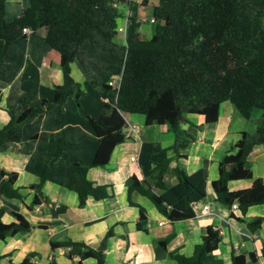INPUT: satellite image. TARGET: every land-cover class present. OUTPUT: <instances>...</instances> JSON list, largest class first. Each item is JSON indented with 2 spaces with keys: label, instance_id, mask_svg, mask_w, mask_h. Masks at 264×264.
<instances>
[{
  "label": "trees",
  "instance_id": "trees-1",
  "mask_svg": "<svg viewBox=\"0 0 264 264\" xmlns=\"http://www.w3.org/2000/svg\"><path fill=\"white\" fill-rule=\"evenodd\" d=\"M148 0H28L21 14L11 20L5 17L6 0H0V64L9 44L20 36L23 27L32 33L40 27L46 28L45 41L60 55L62 82L55 84L54 103L60 108L69 96L75 99L76 111L83 117L91 131L100 139L98 148L90 162L103 166L110 158L116 144L125 138L123 129L125 113H139L146 122L167 124L176 132L187 114H198L205 122L217 121L219 106L229 101L244 118H249L253 108H260L261 115L253 133L239 132V138L218 164V177L213 181L217 200L231 207L237 202L241 212L248 206L264 202V181L254 177L247 166V155L255 144L264 145V0H157L152 7L154 31L149 38L139 36L140 20L137 9ZM126 9L128 12H126ZM127 18L125 41L116 40L119 22ZM217 18V19H216ZM214 22L222 27L220 43L208 46L206 39L214 37ZM109 52L116 59L114 70L91 59L83 44ZM78 60L83 69L91 74L85 86L101 87L100 95L107 98L98 116L83 114L79 96L82 84L74 80L70 63ZM94 64L97 72L91 73ZM120 73L118 87L114 90L108 80ZM45 99L37 107H27L18 117L11 116L0 128V142L4 137L19 141L23 122L43 110ZM192 138V137H190ZM61 138L58 152L62 153ZM178 137L170 148L175 156L178 152ZM181 141L179 146H185ZM169 158L154 164L148 179L129 175L124 185L127 204L135 205L131 193L138 191L147 196L156 209L169 221L191 218L195 215L193 204L206 195V178L203 169L186 173L181 167L174 168L178 182L167 186L163 173ZM71 175L69 188L77 193L78 204L83 206L88 197L106 200L112 193L107 184H94L83 174L79 164L69 161ZM48 170H44L35 189V198L41 197L40 186ZM7 179L1 192L7 197L21 198L13 186L15 172L0 169ZM250 179L246 188L230 190L228 182ZM65 207H57V211ZM136 223L144 227L146 212L140 207ZM0 209V240L7 235L29 230L31 224L20 213L14 220L3 222ZM254 231L260 218L249 221ZM112 234L106 231L98 246L93 247L80 240L70 238L50 241L51 248H62L65 256H77L78 264L91 257L95 264H105L106 240ZM170 235L161 241L165 247ZM221 240L217 227L207 226L201 240L195 244L190 255L168 251L175 264H204L214 254ZM264 255V249L262 250ZM33 253L19 263L33 264ZM249 258L257 259L255 252ZM50 264H57L51 259ZM232 264H246L244 254H232Z\"/></svg>",
  "mask_w": 264,
  "mask_h": 264
},
{
  "label": "crops",
  "instance_id": "crops-1",
  "mask_svg": "<svg viewBox=\"0 0 264 264\" xmlns=\"http://www.w3.org/2000/svg\"><path fill=\"white\" fill-rule=\"evenodd\" d=\"M156 2L148 0L146 4L151 3L149 17L141 14L143 5L138 6L139 35L144 29L152 35L154 22L150 19ZM27 5L28 0H6V19L19 16ZM143 18L147 21L144 26L141 25ZM45 34L46 28L40 27L13 40L0 64V128L11 116L18 117L27 107L40 106L41 100H46L42 111L23 122L19 141L4 137L0 142V169L16 173L13 186L21 193V198L5 196L1 185L7 176L0 175L1 219L8 223L14 220V213H20L31 224L29 230L0 240V264L19 263L30 253H33V264H50L51 259L57 264H78L77 256L68 258L62 248L53 250L50 241L70 238L96 247L110 229L105 264H175L167 252L190 255L209 225L219 229L221 240L204 264H232V254L240 253L246 256V264H264V202L250 205L241 212L217 200L213 188L219 161L233 147L239 132L255 131V119H259L261 110L253 108L250 117L244 118L229 101H223L217 121L207 123L202 115L187 114L176 132L167 124L146 122L142 114L125 113L124 140L115 145L105 165L93 166L90 162L100 139L77 113L72 96L67 97L60 108L54 103L53 87L62 82V70L60 55L46 43ZM115 38L124 43L125 32L118 31ZM83 48L91 59L104 63L106 69L116 67V59L109 52L87 42ZM90 69L91 73L97 72L94 64ZM70 72L74 80L83 85L78 99L82 113L98 116L104 102L100 95L102 88L84 85L91 74L76 59L70 63ZM129 125H139L140 129L127 134ZM175 137L179 139L180 156H175L170 148ZM60 138L62 153L58 152ZM184 140L185 146H179ZM166 158L170 160L163 181L169 187L178 182L176 166L186 173L200 168L205 172L206 195L193 204L195 215L191 218L169 221L138 191L131 193L135 205L126 202L125 179L131 174L141 180L148 179L154 164ZM69 161L79 164L85 177L94 184L109 185L112 195L106 200L88 197L85 204L79 206L77 193L68 186ZM247 166L254 177L264 181L263 144L252 147L247 155ZM44 170L48 171L40 186L42 196L36 199L31 185L39 181ZM251 183L250 179L230 180L228 188L237 190ZM61 206L65 208L57 211ZM140 207L146 212L142 229L136 226ZM257 217L260 225L251 231L247 223ZM169 235L164 247L161 241ZM250 252L257 254L256 260L249 258ZM82 264H95V260L88 257Z\"/></svg>",
  "mask_w": 264,
  "mask_h": 264
},
{
  "label": "rangeland",
  "instance_id": "rangeland-1",
  "mask_svg": "<svg viewBox=\"0 0 264 264\" xmlns=\"http://www.w3.org/2000/svg\"><path fill=\"white\" fill-rule=\"evenodd\" d=\"M151 3H153V0H151ZM151 3L150 4H148V5H143L142 7H141V14L143 15V16H147V17H149V15L151 14ZM128 10L126 9V12H127ZM217 19V18H216ZM144 20H145V18H143V21H142V24L141 25H143L144 26V24L145 23H147V21L146 22H144ZM121 22H123L124 23V20H122V21H120V25L121 26H123V24L121 23ZM147 25V24H146ZM143 26H141V27H143ZM213 31H214V37H211L210 39H206V44L208 45V46H211V45H213V44H217V43H220V37H221V32H222V27H221V24H220V22H214V25H213ZM141 38H148V37H150V35H148V33L146 32V30L144 29V30H142L141 31V34L139 35ZM88 43L89 42H87V45H88ZM83 86V85H82ZM260 108H254V111H259L260 112ZM259 118V117H258ZM252 119H255V117H252ZM251 121V120H250ZM258 121V119L256 120L255 119V122H257Z\"/></svg>",
  "mask_w": 264,
  "mask_h": 264
},
{
  "label": "built area",
  "instance_id": "built-area-1",
  "mask_svg": "<svg viewBox=\"0 0 264 264\" xmlns=\"http://www.w3.org/2000/svg\"><path fill=\"white\" fill-rule=\"evenodd\" d=\"M150 20L154 21L153 18H151ZM126 24H127V18L124 19V25L123 26H121V25L118 26L117 30L118 31L122 30L123 32H125ZM22 33L25 34V35L31 34L32 30L30 28H28V27H23L22 28ZM119 80H120V73L115 74L113 77H111L108 80V84L111 85L113 87V89L115 90L118 87V85H119ZM103 99L106 100L107 98H103ZM139 129H140L139 125H132L131 127L129 125V128L127 129V134H130V131L136 132ZM132 159L134 160V158H132ZM231 208L232 209H237L238 208L237 202L232 203Z\"/></svg>",
  "mask_w": 264,
  "mask_h": 264
}]
</instances>
